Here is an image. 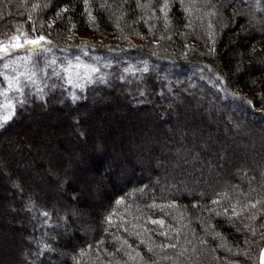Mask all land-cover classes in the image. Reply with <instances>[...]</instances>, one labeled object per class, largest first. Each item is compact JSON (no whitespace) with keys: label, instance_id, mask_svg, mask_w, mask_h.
Here are the masks:
<instances>
[{"label":"trees","instance_id":"trees-1","mask_svg":"<svg viewBox=\"0 0 264 264\" xmlns=\"http://www.w3.org/2000/svg\"><path fill=\"white\" fill-rule=\"evenodd\" d=\"M23 35L46 36L51 51L79 56L95 73L75 90L60 70L63 60L40 70L44 79L35 84L21 65L15 74L0 60V163L17 165L11 175L22 195L10 197L12 207L27 203L20 214L12 209L22 222L9 225L10 233H25L21 264H260L264 156H244V163L230 156L228 167L221 166L225 178L209 182L206 172L195 187L192 172L208 171L215 148L202 154L199 142L179 133L191 129L181 105L192 101L207 107L208 117L224 116L218 107L224 106L227 117L264 122V0H0V44ZM165 100L175 105L165 108ZM119 102L131 108L115 111ZM36 107L43 122L61 111L81 120L87 109L81 143L64 149L57 139L53 147L64 158L46 152L66 162L56 178L37 138L34 149H21L25 156L12 160L21 151L10 150L16 131L27 129ZM148 110L161 124L173 121L178 136L169 139L154 127L141 133L147 126L131 124L121 143L110 128L87 138L94 118L117 115L128 124L131 114ZM200 122L194 128L204 132ZM130 145L139 146L134 155L124 150ZM27 156H41L32 172L38 174L24 171ZM232 160L241 161L242 173L231 174ZM214 172L220 173L216 166ZM79 174L93 176L90 186L77 181Z\"/></svg>","mask_w":264,"mask_h":264},{"label":"rangeland","instance_id":"rangeland-1","mask_svg":"<svg viewBox=\"0 0 264 264\" xmlns=\"http://www.w3.org/2000/svg\"><path fill=\"white\" fill-rule=\"evenodd\" d=\"M83 39L89 40L91 39V36L90 35L83 36ZM26 41H36L37 43L32 44V43H27ZM47 42L50 43L49 40L46 38V36L43 37H32L28 35H23V37L16 36L13 39L6 40L2 44H0V60L7 62L6 64L11 66L12 69H14L15 74L17 73V70L19 71L20 68L19 65H21V67L24 70V74L27 72V75L29 73L31 77L33 76V79H35L34 81L32 80L34 84L38 81V79H40V81L44 79L42 78V76H40L39 71L44 69L45 72L46 65L49 66L55 64L57 61L63 60L64 64L63 67L60 68V70H63V73L67 78L68 82L73 86V89L75 90L83 88V85L86 83V79H91L92 76L94 75L95 68L92 70V67L94 66H91L86 63L82 64V61H80L79 56L75 58L73 57L70 58L67 54L60 55V53L57 54L56 52L51 51L49 47L50 45L47 44ZM135 44H138V42L135 41ZM15 45H19V46L16 47ZM36 61H38V64ZM19 73L20 74L15 75L14 77L15 81L13 83H16V81L18 82V80H21V78L23 77L24 74L22 73V70ZM57 76L58 75L52 77V80L57 79ZM27 79L30 80L29 78ZM200 91L201 90H198V92ZM178 99L180 102V98ZM174 100H176V98ZM165 101H167L164 104L165 108H167L168 106L172 107L175 105L174 104L175 102L171 100L170 102L169 100H165ZM157 102L161 103V101L159 100ZM119 103H118L119 105L114 107L115 111L118 110L120 112L121 111L125 112L127 108L126 105L128 103L126 102H124L125 104L123 102H119ZM130 105L131 104H128L127 106ZM181 107L183 108L182 111H184L185 114V117L183 116L184 122L187 124V127L191 129H189L190 131H188L187 133L180 132L179 133L180 137L182 136L183 139L190 141L191 144L199 142L201 144L200 149L202 151L200 152L202 154H207V151L205 149H208L209 146L213 147L212 144L214 145L213 148H215V152H216V154L214 153L210 155L211 158L209 160L212 166L208 168V171L202 169H195L192 172L193 177L196 180L198 179L197 181L193 179V182L195 183L194 184L195 187L198 186V183L200 184L202 180H205L206 172H207L206 180H208L209 182H212L213 180L215 181L225 178L221 166L226 165L225 167H228L227 163L230 161L229 160L230 156L241 158L240 160L242 161L244 160L243 159L244 156L246 158L248 157V159L249 158L256 159L264 156V122H260V124L257 123L252 124L249 117L237 119L235 118L234 114L232 117H227L229 111L224 106H218L220 110L226 113L224 116L218 113H211L210 115L211 117L207 116L208 113L207 107L204 108L196 107L193 101L190 104H185V105L182 104ZM88 109L89 111H92L91 107H89ZM34 111L36 112L35 113L36 115L30 114L26 117L25 122L27 123V129H23L20 127V129L16 131V133L19 132V136L16 137V139L14 140L16 142L18 141L16 143L17 146H15V148H10V150L11 149L21 150L28 148L34 149L31 142H34V140L37 138L41 142L42 141L45 142L46 145L43 147L45 153L48 150V152L51 155H54V157L55 155H57L64 158L63 155H59L60 153H58L59 151L57 150V148L53 147L54 142L57 139L61 140L62 142L65 143L64 149H67L70 145H74L75 143L77 144L78 141L79 143H81L80 141H81L82 133L87 132L84 125H82L83 124L82 121H84L85 119L87 120L89 119L85 117L84 111H87V109L81 111V117H82L81 120L79 119L76 120L77 117L68 119L69 117L67 118L66 112L61 111L63 115L61 114L57 115L54 112L52 113V116H50L48 122L47 121L43 122L44 117H43V110H41V108L36 107ZM131 115L128 124L120 122L118 120L117 115H115V117L111 116V118L108 117L107 115H103L94 118V120H90V122L92 121L91 126L94 132H91L92 131L91 130L87 135V138L92 139L93 137H95L94 134L96 133V131H99L101 128L105 130H107V128L108 129L110 128L112 129V131H114V129L118 131L117 133L114 132V136L112 135L114 139L113 140L114 143H121L122 141L127 140V131L129 128L127 126H130L131 124L147 126L143 128L141 133H146L145 132L146 130L147 132L148 131L151 132L152 128L154 127V128L163 129L164 133L166 134V136H168L167 138L169 139H173L177 135V132L174 130L175 128L174 122L169 120L166 121V124H161L158 119H155L153 117L151 118V116H153L152 110L138 112L136 116L133 115L131 116ZM146 117H148V119ZM179 117L180 115L178 116V118H176V120L179 119ZM144 118L147 119V122L143 120ZM23 120H25V118ZM197 122L206 125L205 126L206 128H203L204 132H201V129L194 128ZM70 124L71 126H73L72 128L71 126H69ZM226 124L228 125L227 127ZM51 137H54V139L53 138L51 139ZM218 139L219 141H221L220 143L221 146L219 144H216ZM10 146L14 147V143H11ZM35 148L41 150V147H35ZM138 149H139L138 145H130L129 147H126L124 150L126 153L127 151H130L131 154L134 155V153L138 151ZM229 149L233 150L231 151L230 155H229L230 153ZM21 151H18V154L16 153V155L19 156L18 158H12V160L15 159L14 162L15 161L17 162L18 159L25 156V154H23L25 151L23 152ZM45 153H43L42 151L41 153H39V155L41 154L42 157H45L43 163H46V161L48 160L47 163L50 164L49 167L52 168V170L55 167L54 165H56V169H54L55 171L53 170L54 173H51V175L55 176L56 178V172L57 171L60 172V170L66 166V162H64L63 160V162L61 161L58 163L57 160L59 159L50 158V154L46 153L47 154L46 155ZM41 156L38 157L36 156L33 157L32 159L29 156L25 157V159L28 160L24 168V171L27 174L29 173L31 176H33L35 173L38 174V172H35L34 174L32 172L34 169H36V167H39L41 165L40 162ZM232 161L229 165L231 174H236V173L239 174L240 172L242 173L243 170L241 164L244 163V161L242 163L241 161L240 162L235 160ZM71 163L72 161H70V165L73 166L72 164L74 163L72 164ZM82 166L83 165L81 164V169H84L82 168ZM215 166L218 168V171L220 173L214 172ZM13 167L15 169L17 165L14 164ZM14 169L11 168L10 166H5V165L3 168L2 164L0 163V243L8 242V245H6L4 249H2L0 246V264H21L22 263L21 260L23 261V259L25 258L24 251L21 248L24 243L23 238L25 236V233L23 232V230H18L16 232L11 231L10 233L11 229L9 228V225H12V223L17 224L18 226L19 223L22 222V219L20 218L18 219V217L16 218V216L12 213V209L15 208L16 209L15 211L18 214L22 213L24 209L27 210V205H26L27 203H25L23 206L18 208L14 206L12 207L13 205L12 203L14 202L12 199L16 196L18 197V195H22V193H20L18 189H16L13 176L11 175V173L13 172L12 170ZM92 177L89 176V177H84L82 179V174H79L77 175V181H79L81 185L86 186L89 185L88 182L90 181V179H92ZM158 177H160L158 178V180L161 179L163 182L166 181L168 182V179L164 177V175H160ZM37 178L40 179V177L38 176L36 177V179ZM105 178H107V174L105 175ZM40 180L41 182H43L44 188L50 190L53 189V185L51 181L49 182L42 177ZM117 180L116 182L118 183L121 182L119 178H117ZM176 185L178 187L182 186L181 183H178ZM23 228L25 229L27 228V226L25 225Z\"/></svg>","mask_w":264,"mask_h":264},{"label":"water","instance_id":"water-1","mask_svg":"<svg viewBox=\"0 0 264 264\" xmlns=\"http://www.w3.org/2000/svg\"><path fill=\"white\" fill-rule=\"evenodd\" d=\"M260 264H264V246L260 252Z\"/></svg>","mask_w":264,"mask_h":264},{"label":"snow or ice","instance_id":"snow-or-ice-1","mask_svg":"<svg viewBox=\"0 0 264 264\" xmlns=\"http://www.w3.org/2000/svg\"><path fill=\"white\" fill-rule=\"evenodd\" d=\"M41 39H43V38H41ZM27 43H32V44H35V43H37L36 41H26ZM16 47H18L19 45H15ZM8 117H5V119H7Z\"/></svg>","mask_w":264,"mask_h":264}]
</instances>
